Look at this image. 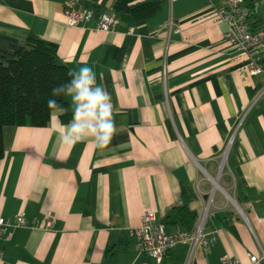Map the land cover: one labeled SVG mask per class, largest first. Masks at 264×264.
I'll return each mask as SVG.
<instances>
[{"label": "crops", "instance_id": "obj_1", "mask_svg": "<svg viewBox=\"0 0 264 264\" xmlns=\"http://www.w3.org/2000/svg\"><path fill=\"white\" fill-rule=\"evenodd\" d=\"M67 1L0 0V55L30 36L55 42L74 74L96 73L117 134L105 149L62 144L53 124L72 120L66 94L47 124L4 126L0 216L23 212L27 224L0 239V264H264L263 76L239 69L247 59L215 18L223 0H162L143 20L117 13L109 30L97 13L70 24ZM243 5L251 27L264 25V0ZM185 189L197 221L209 204V243L178 244L158 262L136 248L134 227L151 207L167 230L185 228L174 211Z\"/></svg>", "mask_w": 264, "mask_h": 264}, {"label": "trees", "instance_id": "obj_2", "mask_svg": "<svg viewBox=\"0 0 264 264\" xmlns=\"http://www.w3.org/2000/svg\"><path fill=\"white\" fill-rule=\"evenodd\" d=\"M161 3L162 0H114L112 9L143 20L157 13ZM93 5L99 9L107 7L102 0H95ZM70 74L74 73L69 65L59 60L58 45L41 37L30 36L14 52L0 55V157L5 153L4 126L28 120L35 125L47 124L57 110L47 105L48 99L53 98L52 89L68 83L72 78ZM55 98L59 109L66 107L65 94ZM62 117L66 121L69 114L64 112ZM192 196L193 192L183 190L181 203L174 207L178 221L191 230L197 223V213L189 203Z\"/></svg>", "mask_w": 264, "mask_h": 264}, {"label": "built area", "instance_id": "obj_3", "mask_svg": "<svg viewBox=\"0 0 264 264\" xmlns=\"http://www.w3.org/2000/svg\"><path fill=\"white\" fill-rule=\"evenodd\" d=\"M243 3L244 0H223L222 5L217 7L215 18L227 23L225 37L234 42L240 49V56L247 59V62L241 64L239 69L249 74H262V92H264V25L257 28L251 27L248 11ZM64 12L70 24L87 20L97 13L99 26L105 30L111 29L120 21L115 10L109 8L97 10L93 5L80 0L67 1ZM208 206L192 230L182 228L175 231L167 230L166 223L158 220L156 211L151 207H146L141 215L140 223L133 230L136 237V248L161 262L166 252L178 244L189 242L192 250L197 246L207 245L209 239L204 225ZM52 222L53 216H48L45 226H50ZM25 224H27V219L23 212L18 213L13 221L0 216V239L11 234V227ZM2 254L3 250L0 246V257ZM262 256H264V251ZM251 259L257 261L258 257L251 255ZM223 262L224 264H235L239 261L225 255Z\"/></svg>", "mask_w": 264, "mask_h": 264}, {"label": "clouds", "instance_id": "obj_4", "mask_svg": "<svg viewBox=\"0 0 264 264\" xmlns=\"http://www.w3.org/2000/svg\"><path fill=\"white\" fill-rule=\"evenodd\" d=\"M70 75L72 78L68 83L52 89L53 98L47 101L49 109H59L55 97L66 94L71 96L74 104L72 120L66 127L53 124L58 138L69 147L92 139L96 147L105 149L117 134L110 94L97 84L96 73L91 67H82Z\"/></svg>", "mask_w": 264, "mask_h": 264}, {"label": "rangeland", "instance_id": "obj_5", "mask_svg": "<svg viewBox=\"0 0 264 264\" xmlns=\"http://www.w3.org/2000/svg\"><path fill=\"white\" fill-rule=\"evenodd\" d=\"M230 190V189H229ZM209 205V204H208ZM208 209H209V206H208Z\"/></svg>", "mask_w": 264, "mask_h": 264}, {"label": "bare ground", "instance_id": "obj_6", "mask_svg": "<svg viewBox=\"0 0 264 264\" xmlns=\"http://www.w3.org/2000/svg\"><path fill=\"white\" fill-rule=\"evenodd\" d=\"M216 183H217V181H216Z\"/></svg>", "mask_w": 264, "mask_h": 264}]
</instances>
